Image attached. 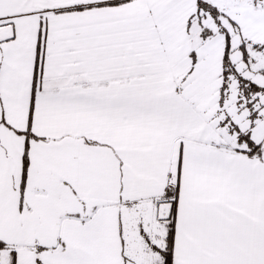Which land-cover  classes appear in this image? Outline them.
<instances>
[{
	"label": "snow or ice",
	"instance_id": "snow-or-ice-1",
	"mask_svg": "<svg viewBox=\"0 0 264 264\" xmlns=\"http://www.w3.org/2000/svg\"><path fill=\"white\" fill-rule=\"evenodd\" d=\"M0 264H264V0H0Z\"/></svg>",
	"mask_w": 264,
	"mask_h": 264
}]
</instances>
